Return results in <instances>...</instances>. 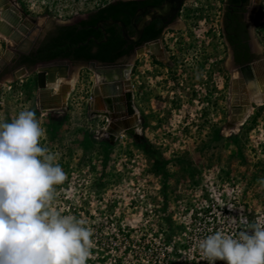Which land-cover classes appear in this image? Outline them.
Returning <instances> with one entry per match:
<instances>
[{
    "label": "rangeland",
    "instance_id": "374dc122",
    "mask_svg": "<svg viewBox=\"0 0 264 264\" xmlns=\"http://www.w3.org/2000/svg\"><path fill=\"white\" fill-rule=\"evenodd\" d=\"M111 1L9 4L20 17L36 20L39 34ZM15 44L0 34V56ZM182 52L187 55L179 66L142 56L133 61L138 137L124 131L112 140L104 135L107 118L91 117L96 75L87 64L72 66L77 81L67 87L63 111L40 108L38 69L14 80L5 78L11 72L0 76V121L34 112L45 133L41 146L66 174L54 186L50 206L91 229L87 264H208L199 240L217 231L236 236L264 221V105L251 104L239 130L226 133L233 99L229 77L214 55L204 62Z\"/></svg>",
    "mask_w": 264,
    "mask_h": 264
},
{
    "label": "flooded vegetation",
    "instance_id": "af4514ba",
    "mask_svg": "<svg viewBox=\"0 0 264 264\" xmlns=\"http://www.w3.org/2000/svg\"><path fill=\"white\" fill-rule=\"evenodd\" d=\"M135 1L138 2L136 10L130 13L127 21L120 20L126 24L128 35L134 40L137 37V26L142 23L141 37L134 42L127 41L123 35L122 26L118 24L120 34L125 41L122 48L124 53L113 62L91 61H96L100 66L129 65L130 71L128 73L131 80L130 73L133 70V61H136L139 56L151 57L152 60L157 62V65L173 64L174 66H179L181 57L187 55L186 52L181 53L184 49L190 53L192 52L196 57H203L204 62L208 60V57L214 55L229 77L232 94L238 91V96L234 99L237 102L235 104H243L240 107L241 110L237 109L234 111L235 114L240 115L249 104L254 103L257 105L255 101H249V96L251 94L260 95L264 93V46L262 44L264 0ZM1 3L0 22L3 21V14L5 15L4 18L8 20V26L2 35L14 41L12 35L16 29L12 20H15L13 18L15 16L19 19L21 18L17 13L18 8L16 5L15 7L10 5L9 0H0ZM165 5H167L165 11L159 13L156 8ZM143 9L144 11L136 17L137 13ZM89 15L90 13L71 22H56L52 28L44 31L40 29L39 34H36L35 30L32 29V44L25 41L26 44L24 43L23 46H20V49H16L18 56L15 62L9 64L1 72L0 76L21 67L33 71L41 64L52 61L65 62L70 65L71 69L74 64L89 65L91 61H73L69 58L39 60L35 63L25 60L26 57L31 56V53L33 60L40 47L49 38L58 34L62 26L74 25L83 19H88ZM97 25L95 27L101 29L104 33L102 40L95 39V42L100 44L108 40L106 31L108 24L103 25L104 29L97 27ZM31 26V22H24L22 24L23 30H18L20 32L18 35L26 34L25 31L30 30ZM199 32H202L203 36ZM140 52H142L141 55ZM198 53L201 56H198ZM181 60L183 61V59ZM236 79L239 81L235 82ZM130 84L132 88V83L130 82ZM128 85L126 82L122 83L123 90H126ZM100 88L102 90V86ZM103 91L100 94L101 97L98 98L101 99L106 95L107 92ZM95 97L94 95L92 101L94 104L97 101ZM231 102H233V99ZM99 104L104 105L98 109L103 108L105 110L106 103L100 102ZM104 110L98 111L104 112ZM234 112H232L231 116L234 115ZM99 116L104 115L101 114ZM137 117L138 111L135 117L126 119L127 123L132 124L137 120ZM230 120H232V117ZM138 132L140 134V129ZM105 133L106 131H104V135H106Z\"/></svg>",
    "mask_w": 264,
    "mask_h": 264
},
{
    "label": "clouds",
    "instance_id": "9594fccd",
    "mask_svg": "<svg viewBox=\"0 0 264 264\" xmlns=\"http://www.w3.org/2000/svg\"><path fill=\"white\" fill-rule=\"evenodd\" d=\"M56 83L58 90L65 81ZM44 134L30 110L0 121V264H87L90 258L92 231L85 221L50 206L66 174L41 146ZM198 248L208 264H264V221L236 236L209 234Z\"/></svg>",
    "mask_w": 264,
    "mask_h": 264
},
{
    "label": "water",
    "instance_id": "95a60500",
    "mask_svg": "<svg viewBox=\"0 0 264 264\" xmlns=\"http://www.w3.org/2000/svg\"><path fill=\"white\" fill-rule=\"evenodd\" d=\"M166 6L167 5L159 6L156 9L159 13H162L165 11ZM143 11L144 9L140 10L137 13L136 17H138V15H140ZM13 18L15 20H12V22L16 30H14V36L12 35V39L14 40V42H16V44L15 46L10 45L9 48L12 50L8 49L5 54L0 56V74L9 64H13L15 62V59L18 56L16 49H20V46H23L25 41H28L30 44H32V29L35 30L37 28V25L35 24L36 20L28 18L26 14H23L20 19L17 18V16ZM26 21L31 22V29L28 31L26 30V34L24 35H18V33H20L18 30H23L22 24ZM116 23L122 26L123 35L127 41L134 42L141 37L142 23L140 24V26H137V37L135 40L129 37L126 24L120 19L101 20L98 23L97 27H101L104 29V24L112 25ZM139 51H141V49H139ZM89 68L96 75V84L94 86L93 96L95 95L97 97L96 104H93V102H91V117H96L101 114L107 117V119L109 120V126L104 131H106L105 134H107V136H109L112 140H115L116 137L124 131L128 134L138 137V118L132 125L127 123L126 120L130 117H135V115L137 114V109L134 106V94L132 92L128 73L130 71V66L126 64L100 66L96 61H91L89 62ZM37 69L38 84L40 87L38 102L40 101V99L44 100L43 104H39L40 108L44 112L63 111L65 107L63 105L59 106L55 103V96L50 95L51 93H54V91L52 92V89H48V87L49 84L55 83L59 77L70 79L72 76V74L70 73V65L66 64L65 62L60 63L57 61H52L49 63L41 64ZM26 72L27 69L25 67H21L11 71L10 75H7L5 78L7 80H14L22 74H26ZM237 81L239 80L236 79L235 82ZM124 82L129 84L126 90H123L122 87V83ZM1 86L2 83H0V89ZM100 86H102V90ZM67 89L68 88L63 89L62 96L67 93ZM103 90H105L107 93L100 99L98 97H101L100 94L104 92ZM100 102L106 103L104 112H99L100 109L98 108L104 105L99 104ZM237 109L241 110L240 106L232 105V112ZM235 120L236 122H230V124H237L238 120Z\"/></svg>",
    "mask_w": 264,
    "mask_h": 264
},
{
    "label": "trees",
    "instance_id": "16d2710c",
    "mask_svg": "<svg viewBox=\"0 0 264 264\" xmlns=\"http://www.w3.org/2000/svg\"><path fill=\"white\" fill-rule=\"evenodd\" d=\"M138 2L135 0H114L93 10L88 19H83L74 25L62 26L58 34L49 38L36 52L35 58L26 57V61L37 62L55 58H69L73 61L97 60L101 62H113L124 53L122 50L125 43L118 24L107 25L108 40H102L104 33L95 26L101 20L122 19L127 21L130 13L136 10ZM94 48L96 49L94 51ZM154 159H158L155 156Z\"/></svg>",
    "mask_w": 264,
    "mask_h": 264
},
{
    "label": "bare ground",
    "instance_id": "6f19581e",
    "mask_svg": "<svg viewBox=\"0 0 264 264\" xmlns=\"http://www.w3.org/2000/svg\"><path fill=\"white\" fill-rule=\"evenodd\" d=\"M3 17H5V15L3 14ZM6 20V19H5ZM8 20H6V21H1L0 22V34H3V31H5V29L7 28V26H8ZM63 80V81H65V79L64 78H62V77H59L58 79H57V81L58 80ZM67 81H74V83H72V84H68V83H64V84H61L60 86H59V88H58V90H57V81L55 82V83H52V84H49V87H48V89L50 88V89H52L53 91H55V93H49L50 95H52V96H55V103L56 104H58L59 106H61L60 104H61V102L64 100V99H66V97H67V93L65 94V95H63L62 96V91H63V89H66L67 87H71L72 88V86H74L75 84H76V81H77V78L75 77V76H72L70 79H66ZM63 85V86H62ZM54 88H56V89H54ZM52 91V92H53ZM233 92H236V91H233ZM238 92V91H237ZM237 92L235 93V94H233V102H232V105H235V106H242L241 104H235V103H237L234 99H236L237 98V96H238V94H237ZM60 96H61V98H60ZM236 97V98H235ZM96 99L95 100H97V97H95ZM250 100H252V101H255L256 103H257V105H262V103H264V93L263 94H260V95H250L249 96V101ZM43 99L41 100L40 99V101H39V103L40 104H43ZM52 103V102H51ZM54 103V102H53ZM94 104V103H93ZM105 108H106V104H105ZM251 108H253V107H251V104H249L245 109H243V111H242V113L240 114V115H237V114H235V112H234V115L233 116H231L232 117V120L230 121L231 123H234V122H236V120L235 119H237L238 120V122H237V124L235 123V124H229L228 126H227V128L225 129V131H226V133H231V132H236V131H238L239 130V128H240V126H242L243 125V123L245 122V120L247 119V117H248V115H249V113H250V110H251ZM100 110H104L103 108L102 109H100ZM237 112V111H236ZM134 117V116H133ZM234 119V120H233ZM136 120V119H135ZM136 122V121H135ZM135 122H133V123H135ZM132 123V124H133ZM131 124V125H132ZM139 133V132H138ZM107 135V134H106Z\"/></svg>",
    "mask_w": 264,
    "mask_h": 264
},
{
    "label": "crops",
    "instance_id": "0c3cea01",
    "mask_svg": "<svg viewBox=\"0 0 264 264\" xmlns=\"http://www.w3.org/2000/svg\"><path fill=\"white\" fill-rule=\"evenodd\" d=\"M65 83H67V80H65ZM63 86V85H62Z\"/></svg>",
    "mask_w": 264,
    "mask_h": 264
}]
</instances>
